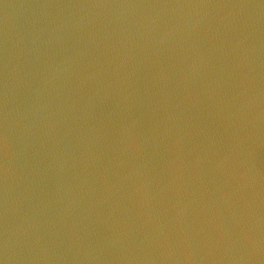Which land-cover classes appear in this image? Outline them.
I'll use <instances>...</instances> for the list:
<instances>
[{"label": "water", "instance_id": "95a60500", "mask_svg": "<svg viewBox=\"0 0 264 264\" xmlns=\"http://www.w3.org/2000/svg\"><path fill=\"white\" fill-rule=\"evenodd\" d=\"M0 264H264V0H0Z\"/></svg>", "mask_w": 264, "mask_h": 264}]
</instances>
